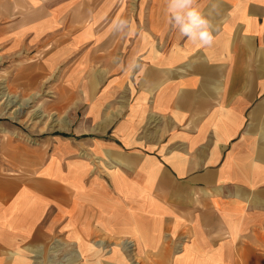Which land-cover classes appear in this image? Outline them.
Instances as JSON below:
<instances>
[{
    "label": "crops",
    "instance_id": "crops-1",
    "mask_svg": "<svg viewBox=\"0 0 264 264\" xmlns=\"http://www.w3.org/2000/svg\"><path fill=\"white\" fill-rule=\"evenodd\" d=\"M11 57L66 133L0 134V264H264V0H0Z\"/></svg>",
    "mask_w": 264,
    "mask_h": 264
},
{
    "label": "rangeland",
    "instance_id": "rangeland-1",
    "mask_svg": "<svg viewBox=\"0 0 264 264\" xmlns=\"http://www.w3.org/2000/svg\"><path fill=\"white\" fill-rule=\"evenodd\" d=\"M17 58V57H16ZM14 57L0 58V122L5 123L1 135L20 137L24 145L41 143L42 139L52 134L62 135L66 132L56 130L52 125H62V113L50 112L47 109L55 99L53 92L58 91V83L53 76H44L38 67L29 64L31 61H16ZM19 60V59H18ZM25 63V64H24ZM29 72L34 73L29 75ZM26 76H24V74ZM21 74L23 76L21 77ZM38 75V76H37ZM12 100V102H11ZM15 101V102H14ZM54 129V130H52ZM46 254L37 257L34 264H67L77 258V252L71 246L62 251L61 241L51 239L46 242ZM121 250H117L120 252ZM127 254H120L113 264H142V256L130 248ZM71 264H93L82 259ZM109 264V263H102Z\"/></svg>",
    "mask_w": 264,
    "mask_h": 264
},
{
    "label": "clouds",
    "instance_id": "clouds-1",
    "mask_svg": "<svg viewBox=\"0 0 264 264\" xmlns=\"http://www.w3.org/2000/svg\"><path fill=\"white\" fill-rule=\"evenodd\" d=\"M192 0H179V7H187L191 4ZM190 16H196L198 13L195 10H191L188 13ZM201 20L203 23L207 24V21L201 17ZM213 39L212 33L205 28L204 31L200 33V40H201V46L203 47L204 45H207L210 43V41Z\"/></svg>",
    "mask_w": 264,
    "mask_h": 264
},
{
    "label": "bare ground",
    "instance_id": "bare-ground-1",
    "mask_svg": "<svg viewBox=\"0 0 264 264\" xmlns=\"http://www.w3.org/2000/svg\"><path fill=\"white\" fill-rule=\"evenodd\" d=\"M11 102H12V100H11ZM15 102V101H14Z\"/></svg>",
    "mask_w": 264,
    "mask_h": 264
}]
</instances>
